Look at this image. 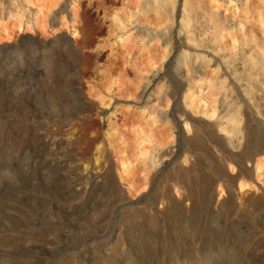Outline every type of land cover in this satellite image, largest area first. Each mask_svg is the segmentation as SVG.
I'll list each match as a JSON object with an SVG mask.
<instances>
[{
    "label": "rangeland",
    "instance_id": "obj_1",
    "mask_svg": "<svg viewBox=\"0 0 264 264\" xmlns=\"http://www.w3.org/2000/svg\"><path fill=\"white\" fill-rule=\"evenodd\" d=\"M258 161L264 0H0V264H264Z\"/></svg>",
    "mask_w": 264,
    "mask_h": 264
},
{
    "label": "bare ground",
    "instance_id": "obj_2",
    "mask_svg": "<svg viewBox=\"0 0 264 264\" xmlns=\"http://www.w3.org/2000/svg\"><path fill=\"white\" fill-rule=\"evenodd\" d=\"M122 4H124V3L122 2ZM99 5L102 6V8L104 9L105 12L111 13L113 21L119 20L121 14H122V8H123L122 5L111 4V5L104 6L102 1L99 2ZM164 56H165V52L162 54L161 57L163 58ZM109 57L112 59V68H111L112 72L115 74H121L122 70H124V63H125L123 57L121 56V47L113 44V46H111V54ZM100 76H102V75H100ZM207 84L209 86L207 87L206 92H203L201 94V96L197 97V96H194L193 93L187 92L184 96V102H185V105L189 108V110L192 113H201L202 112L201 114H203L207 117L213 118L217 114V107H216L215 98L213 96H211V91H212V88L210 86L211 83L208 82ZM202 86H203V82H202ZM205 95H207V96H205ZM110 136H111V134H110ZM95 142H97V140ZM146 155H147L146 149L142 146L141 151L139 152V158L145 157ZM128 160H129L128 158H122V160L118 164V167L120 166L119 170H118L119 171L118 178L121 181L126 179V175L124 173L127 170ZM263 171H264V165H263V163L258 161L255 165L256 177L258 178V176H260Z\"/></svg>",
    "mask_w": 264,
    "mask_h": 264
}]
</instances>
